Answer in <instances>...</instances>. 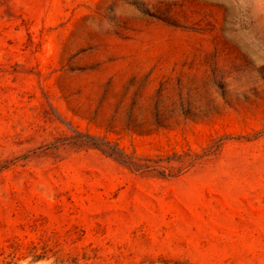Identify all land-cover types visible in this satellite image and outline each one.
Returning a JSON list of instances; mask_svg holds the SVG:
<instances>
[{
	"label": "rangeland",
	"instance_id": "1",
	"mask_svg": "<svg viewBox=\"0 0 264 264\" xmlns=\"http://www.w3.org/2000/svg\"><path fill=\"white\" fill-rule=\"evenodd\" d=\"M231 19L0 0V264H264V66Z\"/></svg>",
	"mask_w": 264,
	"mask_h": 264
},
{
	"label": "clouds",
	"instance_id": "2",
	"mask_svg": "<svg viewBox=\"0 0 264 264\" xmlns=\"http://www.w3.org/2000/svg\"><path fill=\"white\" fill-rule=\"evenodd\" d=\"M225 3L232 13V19L222 30L225 41L257 67L264 66V58H259L255 54V52L264 51V40L250 29L245 8L246 0H225ZM261 3H264V0H261Z\"/></svg>",
	"mask_w": 264,
	"mask_h": 264
}]
</instances>
